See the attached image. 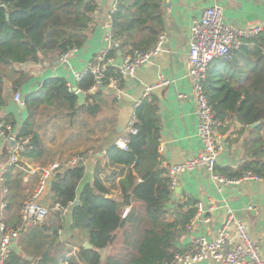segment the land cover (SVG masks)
I'll return each instance as SVG.
<instances>
[{
	"label": "trees",
	"instance_id": "1",
	"mask_svg": "<svg viewBox=\"0 0 264 264\" xmlns=\"http://www.w3.org/2000/svg\"><path fill=\"white\" fill-rule=\"evenodd\" d=\"M98 5L99 0H0V121L4 125L16 123L11 115L3 112L4 89L8 85L11 92L23 89L32 76L33 66L52 64L65 52L82 48L93 28ZM114 5L108 33L118 43L96 55L91 62L115 57L118 51L123 54L147 51L154 46L163 29V0H114ZM253 40L255 47L250 54L257 61L249 83L243 86L242 96L224 81L218 84L219 92L215 93L216 89L209 87L207 70L203 89L216 122L228 116L227 111L242 125L264 119V31ZM103 73L106 75L102 84L105 87L110 77L120 75L111 66ZM94 82L91 73L78 82L77 88L87 94L86 102L79 107H76V95L69 90L64 77L44 79L39 88L24 96L23 105L28 117L19 124L16 138H30L26 147L28 155L38 156L42 152L40 137L34 131L38 106L67 101L73 112L81 109L95 115L98 103L104 102L105 97L99 87L94 92L88 91ZM132 118L136 133H125L128 136L126 149L113 144L106 150L108 161L125 169L119 178V197L107 196L110 190L97 175L92 182L79 188L84 175L81 164L58 167L54 171L50 205V208L58 205L56 223L42 226L45 234L52 233L51 238L47 241H43L42 236L33 239L38 241L37 246L40 245V251L34 255L13 249L3 264H33L35 258H38L35 264H58L64 258L65 249L57 232L65 225L62 209L67 207L71 208V232L91 245L79 246L78 257L84 264H170L174 253L181 252L175 241L194 217L195 203L189 197L174 205L171 203L173 191L169 189L166 170L159 163V124L151 106L143 102ZM214 169L227 178H237L246 172L264 176V166L255 171L248 162L233 175L221 172L216 165ZM7 185L6 180L3 187ZM75 199L79 203L73 205ZM126 205L130 209L122 216ZM11 223V226L4 224L16 229L21 225V218L16 217ZM25 228L20 229V234ZM47 234L44 237H48Z\"/></svg>",
	"mask_w": 264,
	"mask_h": 264
},
{
	"label": "crops",
	"instance_id": "2",
	"mask_svg": "<svg viewBox=\"0 0 264 264\" xmlns=\"http://www.w3.org/2000/svg\"><path fill=\"white\" fill-rule=\"evenodd\" d=\"M163 3L162 31L166 33L167 39L158 54L150 62L139 65L132 75L123 77L119 88L100 89L105 98L104 102L98 103L99 109L95 115L86 114L81 109L73 112L67 101L40 104L34 118V131L40 137L42 152L38 156H30L28 150H25L19 154L15 165L9 164L15 146L14 138L10 135L16 138L17 128L28 117V111L24 105L14 101V92L10 91L9 85L4 89L3 112L11 115L16 123L11 125L10 135L3 136L0 133V202L4 201L6 205L4 209L0 208V222L11 226V221L20 217L21 203L33 197L44 171L52 163H64L75 156H84V165L87 160H91L93 178L97 175L110 190V195L118 198L119 178L125 169L110 163L106 150L126 133L135 109L143 102L151 106L153 117L159 124L157 151L161 166L180 163L203 152L197 133L193 81L187 74L186 67L192 20L203 8L218 5L222 9L223 20L233 26L248 28L264 24V0H163ZM113 4L114 0H99L93 28L88 32L86 43L71 54L67 62L54 60L52 64L35 65L31 68L30 80L23 89H19L22 98L39 88L42 81L49 77H64L71 87L78 85L74 72L81 71L109 46L107 35ZM254 47L253 39H244L229 59L211 61L208 69L209 87L216 89L215 93L219 92L218 84L224 81L242 96L243 86L249 83L257 61L250 54ZM160 74L170 79V82L147 91L148 86ZM86 98L87 94L82 104L86 102ZM82 104L78 105L76 102L75 105L79 107ZM226 114L228 116L221 121L217 120L215 126L216 139L221 146L216 167L225 174L233 175L239 173L243 163L248 162L255 171L259 170L264 166V119L242 125L231 113L227 111ZM2 170L5 172L2 173ZM86 174L87 170L84 168L83 178ZM93 178L90 177L85 183L92 182ZM6 180L8 185L3 187ZM85 183L81 180L79 188ZM176 184L171 197L172 205L186 197L195 204H203V210L195 212L192 230L184 229L177 236L175 243L181 252L190 247L195 236L215 239L230 212L243 222L251 239L258 241L264 259V181L218 183L211 179L206 166L200 165L179 174ZM210 205L212 208L208 209ZM118 206L122 207L121 204ZM55 223L56 219L50 217L45 225L52 226ZM35 225L37 224H29L23 233H28L29 227L37 229ZM230 231L233 232V228ZM44 235L46 236L45 233ZM20 236L14 249L24 253L19 246ZM30 236L31 239L35 237L33 234ZM233 242H238L236 237ZM199 264L221 263L207 259Z\"/></svg>",
	"mask_w": 264,
	"mask_h": 264
},
{
	"label": "built area",
	"instance_id": "3",
	"mask_svg": "<svg viewBox=\"0 0 264 264\" xmlns=\"http://www.w3.org/2000/svg\"><path fill=\"white\" fill-rule=\"evenodd\" d=\"M113 4V9H114ZM112 9V11H113ZM264 31V24H256L248 28H238L225 22L222 18V9L218 5H211L201 10L200 14L192 20L189 32V48L187 56V74L193 81V95L196 103L197 116V133L203 145V152L196 154L186 160L176 164H164L166 175L169 179V189L174 191L176 188L177 177L179 174L194 169L197 166L204 165L211 174V179L218 183H238L246 180L264 181V176H258L251 172H246L237 178H227L220 172L215 171V163L221 152V146L216 139L215 126L216 120L214 111L209 103L208 96L203 89V83L206 79L208 67L212 60H227L232 50L239 48L242 40L253 39ZM109 46L117 45V40L113 39L111 34L107 35ZM166 33L161 31L158 35L154 46L147 51H134L127 54H117L107 60H98L96 62H88L81 70L74 72L76 82L87 73L94 76V85L88 90L94 92L99 86H103V79L106 75L103 70L107 66H111L120 75L113 78L110 77L107 87L119 88L121 79L125 76L132 75L135 69L143 64L150 62L155 55L161 50L163 43L166 41ZM78 49L74 48L60 55L56 60L58 62H67L71 54ZM170 79L162 74L158 75L157 80L148 86L147 91L158 86L166 85ZM77 87V86H76ZM69 90L73 91V87L68 84ZM79 90V89H78ZM181 96V95H179ZM13 99L18 104H23L21 92H14ZM134 119L131 118L126 129V133H136L133 127ZM1 135H10L11 126L4 125L0 122ZM8 131L9 133H5ZM15 146L10 156L9 164L15 165L18 162L19 154L26 150L30 138L25 137L17 140L15 136ZM128 136L123 135L116 141L119 148L126 149ZM84 156H75L64 163H52L40 176L37 188L33 197L22 202L20 207L21 225L15 228H8L3 222H0V264H3L15 248L16 241L20 236V229L29 224H41L48 216L50 207H46L36 201L37 197L42 193L47 177L60 166H70L79 164ZM5 170H2L4 173ZM5 202H0V208H5ZM196 213L203 210L202 202H197ZM212 206H208L211 209ZM54 209H58V205ZM130 206L123 207L122 216L129 211ZM66 208L62 209L64 214ZM196 215L187 224L186 230L191 231ZM208 219V217H207ZM233 228V232L230 229ZM264 230V228H263ZM236 237L238 242L234 243L233 238ZM79 248L75 244L71 246V250L64 256L59 264H71L70 259L74 258L72 264H84L78 257ZM213 260L221 264H264V259L260 253V245L258 241L251 239L245 225L232 213L228 212L223 223L221 224L218 235L213 240H208L203 236H195L190 247L182 252H176L170 264H199L204 260Z\"/></svg>",
	"mask_w": 264,
	"mask_h": 264
},
{
	"label": "rangeland",
	"instance_id": "4",
	"mask_svg": "<svg viewBox=\"0 0 264 264\" xmlns=\"http://www.w3.org/2000/svg\"><path fill=\"white\" fill-rule=\"evenodd\" d=\"M91 160H87V162H86V164L84 165L83 163H84V161H82L81 163H79V164H81L82 166L84 165V168H85V170H87V174L84 176V178L82 179V183H85V182H88L89 181V178L90 177H92L93 178V165H92V163L90 162ZM82 187V186H81ZM26 200V199H25ZM70 212H71V208L69 207H67L66 208V211H65V213H64V216H65V220H66V222H65V225H64V227L62 228V229H60L57 233H58V236H57V238H58V240L60 241V242H62L63 244H64V249H65V255L71 250V246L72 245H76V246H78V248H79V246L83 243V239L81 238V237H79V236H77V235H75V233L74 232H71V230H70V227H69V222H70ZM56 213H57V210L56 209H54V208H50L49 209V213H48V216L44 219V221L41 223V224H39V225H35L36 227H37V229H34L35 231H33V232H35L34 233V235H36V233L38 234L37 235V237L35 236L34 238H32L31 239V236H30V234H31V232H32V230H33V228L32 227H29V232L28 233H26V234H24L23 232L24 231H22V233L24 234H22L21 236H20V242H19V246L20 247H22V249L25 251V252H28V253H32L33 255H34V253H36V252H39L40 251V245H38L37 246V240H33V239H37L38 237L40 238L41 236H42V240L43 241H47L49 238H51V236H52V233H49V234H47V236L48 237H44L45 235H44V232H43V229H42V226L43 225H45V223L46 222H48L49 221V218L50 217H53L54 219H56ZM33 227H34V225H33ZM32 228V229H31ZM48 238V239H47ZM19 239V238H18ZM17 242V241H16ZM17 244H18V242H17ZM17 244H16V246H17ZM38 247V248H37ZM110 249V248H109ZM27 255H29V254H27ZM64 255V256H65ZM30 256V255H29ZM31 258V257H30ZM62 260V259H61ZM60 260V261H61ZM60 261H59V263H60ZM70 261L72 262V261H74V258H71L70 259ZM58 263V264H59Z\"/></svg>",
	"mask_w": 264,
	"mask_h": 264
},
{
	"label": "water",
	"instance_id": "5",
	"mask_svg": "<svg viewBox=\"0 0 264 264\" xmlns=\"http://www.w3.org/2000/svg\"><path fill=\"white\" fill-rule=\"evenodd\" d=\"M164 2H165V0H164ZM120 53L121 52L118 51V54H120ZM104 88H105V86H99V89H104ZM73 92L76 95L77 104L78 105L82 104L84 102V100H85V94L82 91L78 90L77 87H73ZM23 104H21V106H23ZM13 141L15 143V139H13ZM54 176H55V173L51 172L50 175L46 179L45 186H44V189H43L42 193L36 199V201L38 203H40V204H42V205H44L46 207H50L51 202H52V196H53V193H52V182H53ZM107 196L113 197L110 194H107ZM113 198H115V197H113ZM78 203H79V200L75 199L74 202H73V205H76ZM82 244L85 247H91V245L87 241H83ZM37 261H38V258H35L33 264H35Z\"/></svg>",
	"mask_w": 264,
	"mask_h": 264
}]
</instances>
